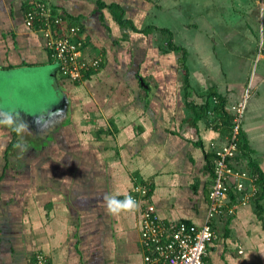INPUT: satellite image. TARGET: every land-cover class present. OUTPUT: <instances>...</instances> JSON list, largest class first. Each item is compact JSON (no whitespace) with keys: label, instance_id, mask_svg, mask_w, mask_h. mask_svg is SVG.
I'll return each mask as SVG.
<instances>
[{"label":"crops","instance_id":"0c3cea01","mask_svg":"<svg viewBox=\"0 0 264 264\" xmlns=\"http://www.w3.org/2000/svg\"><path fill=\"white\" fill-rule=\"evenodd\" d=\"M37 2L62 31L81 26L99 69L60 76L25 23ZM239 104L230 160L248 175L241 190L230 179L204 264H264V0H0V264H144L143 203L165 223L205 222Z\"/></svg>","mask_w":264,"mask_h":264},{"label":"built area","instance_id":"2783aa9c","mask_svg":"<svg viewBox=\"0 0 264 264\" xmlns=\"http://www.w3.org/2000/svg\"><path fill=\"white\" fill-rule=\"evenodd\" d=\"M262 3L263 0H257ZM45 16L46 20L39 26L45 46L52 57L57 61V66L62 77L70 81H81L87 71L97 70L100 67V60L97 58H84L83 38L75 37L81 32L80 25H71L61 30L60 24L63 19L54 15L50 19V10L46 3L37 2L29 7L25 13V23L29 27L36 26L37 16ZM250 82L246 87L245 96H249ZM235 126L232 130L231 141L227 142L220 149H215L213 159L212 187L209 192V204L206 220L202 225H195L186 221L165 223L159 217L154 204L143 203L140 210V231L139 239L143 249L144 264H204L207 244L215 237L211 225L212 217L219 211L230 192V179L235 180L234 188L241 190L243 182L241 179L247 177L248 173L242 169L232 166L231 160L238 150L237 140L239 135V119L243 113V105L235 108ZM213 112L208 111L209 123L214 124ZM213 118V119H212ZM211 125V124H210ZM212 126V125H211ZM147 188L139 186L131 194V202H138L140 196L146 195ZM251 197L244 193L239 204H244ZM34 264H51L49 258L42 252H37Z\"/></svg>","mask_w":264,"mask_h":264},{"label":"trees","instance_id":"16d2710c","mask_svg":"<svg viewBox=\"0 0 264 264\" xmlns=\"http://www.w3.org/2000/svg\"><path fill=\"white\" fill-rule=\"evenodd\" d=\"M32 5H34L33 3L32 4H30V5H28L27 7H26V10H25V13H26V11L29 9V7L30 6H32ZM49 5V4H48ZM115 5V7L117 6L116 4H114ZM113 4H112V6H114ZM50 8V10H52L53 12H51L50 14V19L52 20L53 19V17H54V15H58V14H56V12H55V10L52 8V7H49ZM44 20H46V17L45 16H41V15H39V16H37V21H36V25H37V27L39 28V26H42L43 25V23H44ZM80 33L81 32H77V34H76V36L75 37H77V38H80L81 37V35H80ZM170 44V43H169ZM84 46V45H83ZM171 48H172V45L170 46ZM174 48V47H173ZM58 70V69H57ZM90 71H92V70H90ZM90 71H88V72H90ZM59 74H60V72H59ZM61 76V75H60ZM62 77V76H61ZM62 78H65V77H62ZM67 79V78H66ZM69 80V79H68ZM72 82V81H71ZM73 82H77V81H73ZM208 105H209V103H208ZM209 110H211L212 112H213V114H214V112H215V107H213L212 109H205V112H204V114H205V118H206V120L207 121H210V119H211V117L209 116L208 117V111ZM240 143V142H239ZM213 163V162H212ZM213 165V164H212ZM212 168V172H213V166L211 167ZM258 198V197H257ZM256 202H258V199L256 200ZM260 209V208H259Z\"/></svg>","mask_w":264,"mask_h":264},{"label":"clouds","instance_id":"9594fccd","mask_svg":"<svg viewBox=\"0 0 264 264\" xmlns=\"http://www.w3.org/2000/svg\"><path fill=\"white\" fill-rule=\"evenodd\" d=\"M210 105V107L211 108H213L214 107V105L213 104H211V103H209ZM209 107V108H210ZM8 123H11V117H9L8 118V121H7ZM209 122V121H208ZM130 199V198H129ZM114 205H119V206H123L122 204H121V202H119V201H116L114 198L113 199H110L109 200V207H110V210H112V211H118L119 210V207H113Z\"/></svg>","mask_w":264,"mask_h":264},{"label":"rangeland","instance_id":"374dc122","mask_svg":"<svg viewBox=\"0 0 264 264\" xmlns=\"http://www.w3.org/2000/svg\"><path fill=\"white\" fill-rule=\"evenodd\" d=\"M248 201H249V200H246L245 203L248 202Z\"/></svg>","mask_w":264,"mask_h":264}]
</instances>
